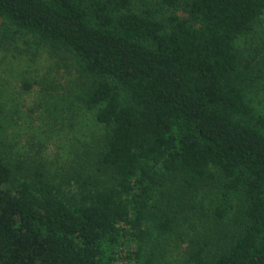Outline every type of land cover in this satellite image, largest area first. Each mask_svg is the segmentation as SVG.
Masks as SVG:
<instances>
[{
    "label": "trees",
    "instance_id": "1",
    "mask_svg": "<svg viewBox=\"0 0 264 264\" xmlns=\"http://www.w3.org/2000/svg\"><path fill=\"white\" fill-rule=\"evenodd\" d=\"M263 16L264 0H0V41L64 51L107 128L73 200L0 157V264H264V70L237 48Z\"/></svg>",
    "mask_w": 264,
    "mask_h": 264
},
{
    "label": "rangeland",
    "instance_id": "2",
    "mask_svg": "<svg viewBox=\"0 0 264 264\" xmlns=\"http://www.w3.org/2000/svg\"><path fill=\"white\" fill-rule=\"evenodd\" d=\"M144 1L159 0H136L139 4ZM163 13L166 10H161ZM2 27L0 20V34ZM255 30L254 35L240 38L237 48L244 57L255 56L262 72L264 16ZM1 41L0 157L17 167L18 178L35 177L36 171L46 167L47 174L63 183L66 198L73 200L82 191L74 180L75 167L79 168L88 145L94 139L99 141L107 128L97 122V110L82 103L77 64L64 51L25 33L13 41ZM25 81L32 85L28 90ZM250 99L264 110V78ZM161 200L160 191L155 190L153 204ZM170 258L174 259L172 255Z\"/></svg>",
    "mask_w": 264,
    "mask_h": 264
}]
</instances>
